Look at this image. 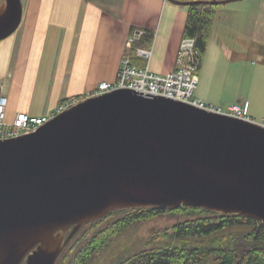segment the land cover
Masks as SVG:
<instances>
[{
    "label": "water",
    "instance_id": "95a60500",
    "mask_svg": "<svg viewBox=\"0 0 264 264\" xmlns=\"http://www.w3.org/2000/svg\"><path fill=\"white\" fill-rule=\"evenodd\" d=\"M22 17V0L0 2V42ZM181 207L264 226V126L118 90L0 140V264H56L82 227L109 214Z\"/></svg>",
    "mask_w": 264,
    "mask_h": 264
},
{
    "label": "crops",
    "instance_id": "0c3cea01",
    "mask_svg": "<svg viewBox=\"0 0 264 264\" xmlns=\"http://www.w3.org/2000/svg\"><path fill=\"white\" fill-rule=\"evenodd\" d=\"M22 5L20 27L0 42V93L8 99V122L20 113L48 116L67 99L91 96L101 82L117 80L131 54L141 62L130 60L137 68L170 73L189 11L167 0H22ZM216 7L196 96L224 110L239 103L251 121L264 126V0ZM143 36L153 42L137 48ZM136 50L151 56L139 57Z\"/></svg>",
    "mask_w": 264,
    "mask_h": 264
},
{
    "label": "trees",
    "instance_id": "16d2710c",
    "mask_svg": "<svg viewBox=\"0 0 264 264\" xmlns=\"http://www.w3.org/2000/svg\"><path fill=\"white\" fill-rule=\"evenodd\" d=\"M180 2L198 1V0H176ZM211 1V0H205ZM188 18L184 29V38L195 39V49L201 63H203L206 49L211 37L215 18L216 6L195 5L188 7ZM153 40L143 36L139 41H135V46L143 47L148 44L150 47ZM134 64L141 66V62L135 54L130 55ZM143 64V63H142ZM176 213L185 212L188 215L203 212L204 209L182 207ZM168 213L160 209H149L136 211L134 215L125 217L112 224H109L103 230L90 236L86 251L77 254L71 261V264H87L92 256L100 250L110 238L125 230L131 223L148 220L158 214ZM108 217V216H107ZM106 218V217H105ZM246 225L253 226L255 231L251 235H242L233 237L234 239H222L213 241L207 248L204 238L216 234L225 228ZM176 236L179 239L195 240V244L187 242L177 246H168L158 250H150L139 253L133 259H129L120 264H197L204 260L209 264L212 260L208 256L214 255L218 264H264V226L261 222L248 219L241 215H228L220 218H201L195 221L183 223L175 227ZM202 239V240H200ZM196 243H201L198 245Z\"/></svg>",
    "mask_w": 264,
    "mask_h": 264
},
{
    "label": "built area",
    "instance_id": "2783aa9c",
    "mask_svg": "<svg viewBox=\"0 0 264 264\" xmlns=\"http://www.w3.org/2000/svg\"><path fill=\"white\" fill-rule=\"evenodd\" d=\"M131 40L129 47H132ZM139 57L149 59L151 53L136 50ZM200 60L195 49V39L185 38L179 48L175 69L168 74H155L148 68H137L132 65L129 58L122 61L117 80L115 82H101L93 96H100L118 90H130L143 97H163L176 102L194 106L208 112L219 113L233 118L250 121L245 115L243 106L235 104L229 108L221 109L209 105L196 96L200 83ZM81 102L80 98H71L62 103L51 115L44 117H31L20 113L8 123L6 120L8 99L0 93V140L30 134L37 131L55 115L60 114Z\"/></svg>",
    "mask_w": 264,
    "mask_h": 264
},
{
    "label": "rangeland",
    "instance_id": "374dc122",
    "mask_svg": "<svg viewBox=\"0 0 264 264\" xmlns=\"http://www.w3.org/2000/svg\"><path fill=\"white\" fill-rule=\"evenodd\" d=\"M139 210L143 211L149 209L117 211L107 215L108 217L106 216V218L104 217L99 221L85 225L66 246L56 264H71V261L77 254L80 255L83 251H86L85 247L89 245L88 241L89 238H91L90 236L96 234L99 230H103L115 221L134 215L136 211ZM173 211L166 210L165 212L168 213L158 214L148 220L131 223L125 230L110 238L108 242L92 256L87 264H120L131 258L133 259V257L139 253L150 250L162 249L164 247H168L169 245L179 246L183 242L195 244L194 239H179L176 236L175 227L201 218L212 219L229 215L209 210H206L207 213L198 212L197 214L194 213L192 215H188L185 212L176 213ZM253 231H255L253 226L236 225L218 231L216 234L204 238V240L206 241L207 248H212L209 247V244L213 241H219L225 238L226 240L234 239L233 237H239L241 234L247 236L251 235ZM196 244L201 245V243ZM208 257L212 260L209 264H218V262L215 261L217 258L214 255H210ZM197 264H205V262L202 260Z\"/></svg>",
    "mask_w": 264,
    "mask_h": 264
},
{
    "label": "flooded vegetation",
    "instance_id": "af4514ba",
    "mask_svg": "<svg viewBox=\"0 0 264 264\" xmlns=\"http://www.w3.org/2000/svg\"><path fill=\"white\" fill-rule=\"evenodd\" d=\"M23 264H27V262H24Z\"/></svg>",
    "mask_w": 264,
    "mask_h": 264
}]
</instances>
